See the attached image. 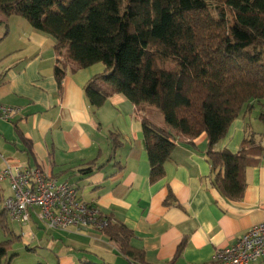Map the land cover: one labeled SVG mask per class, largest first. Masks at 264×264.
Instances as JSON below:
<instances>
[{"label":"crops","instance_id":"obj_1","mask_svg":"<svg viewBox=\"0 0 264 264\" xmlns=\"http://www.w3.org/2000/svg\"><path fill=\"white\" fill-rule=\"evenodd\" d=\"M4 19L10 34L0 42V104L20 111L10 122L0 120V172L7 167L40 168L58 183L73 184L78 197L98 208L104 219L111 218L133 233L130 244L143 252L145 264H215L218 250L264 223V152L257 165L246 169V186L238 201L226 198L213 185L205 134L192 140L176 137L162 177L151 182L141 118L163 127L157 110H139L122 95L93 109L84 88L103 73L104 66L77 70L67 66L59 88L53 70L62 56H56L54 40L20 17ZM257 116L240 113L214 150L236 154L248 137L264 149V126ZM9 196L4 181L0 212ZM40 225L32 216L22 227L25 235L35 238L36 246L49 250L53 264H79L83 259L135 264L99 230L48 229L46 241V235L39 236Z\"/></svg>","mask_w":264,"mask_h":264},{"label":"trees","instance_id":"obj_2","mask_svg":"<svg viewBox=\"0 0 264 264\" xmlns=\"http://www.w3.org/2000/svg\"><path fill=\"white\" fill-rule=\"evenodd\" d=\"M211 1L0 0V13L20 17L54 40L55 54L62 56L53 70L59 88L67 66L77 70L102 64L103 73L84 88L93 109L122 95L139 110H157L163 127L141 118L151 182L162 177L176 137L192 140L205 134L213 185L238 201L245 171L258 164L264 149L253 137L245 138L236 154L217 152L214 146L240 113L250 115L255 106L264 126V0H215L216 15ZM159 60L177 71L159 69ZM0 231L12 235L4 210ZM99 231L128 261L145 264L124 225L108 218ZM8 244L0 242V264H11ZM79 264L104 263L83 259Z\"/></svg>","mask_w":264,"mask_h":264},{"label":"built area","instance_id":"obj_3","mask_svg":"<svg viewBox=\"0 0 264 264\" xmlns=\"http://www.w3.org/2000/svg\"><path fill=\"white\" fill-rule=\"evenodd\" d=\"M18 108L0 104V120L10 122ZM7 181L10 196L2 206L11 221L26 226L34 216L49 230L67 232L83 228L101 230L104 219L93 204L82 201L77 188L58 183L40 168L7 167L0 172V183ZM264 260V223L253 226L233 244L218 250L215 264H255Z\"/></svg>","mask_w":264,"mask_h":264},{"label":"rangeland","instance_id":"obj_4","mask_svg":"<svg viewBox=\"0 0 264 264\" xmlns=\"http://www.w3.org/2000/svg\"><path fill=\"white\" fill-rule=\"evenodd\" d=\"M210 6L214 12V15H216L217 11H215V8L217 7V2L215 0H212ZM0 20L2 21L4 20L3 21L4 25L0 26V38H2L5 33H7L6 34V37H7L10 34L9 27L5 23L4 17L0 16ZM11 34L13 35V32H11ZM157 65H158V68L162 70L177 71V67L171 64L170 62L159 60ZM258 110H259V107L255 106L254 109H252L250 115L248 114V116H251V115L256 116V114L258 113ZM150 116H153V118L155 119L154 115L150 114ZM7 224L13 236L12 235L6 236L1 231L0 242L10 241V244H8L7 252H8V257H12L11 264H53L54 263V256L49 252V250H46L47 248L42 249L39 246H36L34 244L36 241L35 238H32L33 236L31 234L25 235L24 227L18 225L17 223H11L10 219H8ZM48 231L49 230L41 224L39 236L46 235L45 240L47 241L46 237H48V234H49ZM22 233H24L23 236H22ZM14 236L16 237L19 236L21 239L19 240ZM26 242L30 244L29 247L26 246L25 244ZM55 246L57 247L59 246L58 242L54 244V247Z\"/></svg>","mask_w":264,"mask_h":264}]
</instances>
